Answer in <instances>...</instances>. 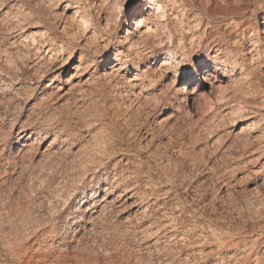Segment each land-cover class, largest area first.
<instances>
[{
    "label": "rangeland",
    "instance_id": "rangeland-1",
    "mask_svg": "<svg viewBox=\"0 0 264 264\" xmlns=\"http://www.w3.org/2000/svg\"><path fill=\"white\" fill-rule=\"evenodd\" d=\"M77 1L95 13H116L110 3L98 8L97 1ZM124 1L119 0L120 23L112 38L123 32L131 9ZM142 1L132 3L138 9ZM1 2L0 65L14 74V81L0 82L1 257L8 254V241L33 259L47 253L49 264H264V138L244 144L237 133L252 109L263 119L253 130L264 129V62L251 67L255 81L248 95L257 104L235 123L213 118V112L190 118L169 103L138 104L106 85L75 88L57 98L44 94L55 62L38 69L39 76L46 69L38 83L37 72L25 63L34 57L24 35L35 14L43 16L39 2ZM184 2L212 34L241 31L226 25L222 10L210 2ZM263 14L251 6L235 17L241 28H261ZM58 31L50 28L60 36ZM201 41L190 49L192 61L215 43ZM99 47L88 55L99 60ZM85 140L83 152L79 146ZM93 143L106 145L101 154L109 163L97 166Z\"/></svg>",
    "mask_w": 264,
    "mask_h": 264
},
{
    "label": "bare ground",
    "instance_id": "bare-ground-1",
    "mask_svg": "<svg viewBox=\"0 0 264 264\" xmlns=\"http://www.w3.org/2000/svg\"><path fill=\"white\" fill-rule=\"evenodd\" d=\"M96 1L98 8L110 3L116 13H95V9L90 11L77 0H36V6L39 5V9L44 12L43 16L35 14L32 25L24 35L25 41L29 38L30 52L34 55L33 59L25 63L31 72L38 74V69L44 70L49 61L55 62L50 68L52 76L49 75V82L44 85V94L64 99L65 93L72 89L78 88L77 90L84 92L90 85L93 89L106 85L116 94L125 92L132 95L138 104L146 101H153L154 106L169 103L173 109L183 108V115L185 113L190 118L198 113L207 115L213 112V118H217V115L220 118L227 117L233 123L242 117V111L248 106H256L255 97L248 95V91L255 81L251 67L264 62V21L261 28L255 25L241 28L235 14L245 12L251 6L264 10V0H206L222 10L220 18L226 21V25L234 30L241 29L239 34L234 36L230 33H221V36L212 34L203 25L199 13L191 11L184 0H143L138 9L132 0H125L123 5L131 9L122 22L123 32L116 34L114 38L112 35L116 33L120 23L119 0L91 2L94 4ZM1 3L0 0V6ZM58 19L60 22L57 24ZM9 27L12 28V25ZM51 27L59 29L60 36L52 34ZM11 28L9 30L13 29ZM202 39H213L215 43L207 47L205 55H199L197 60L192 61L190 49L193 46H201ZM99 46L103 47L99 60L88 55L92 47L94 49L91 53L94 54ZM75 53L78 56L74 63L72 60L76 57ZM10 70L0 65V82L3 85L14 81V74ZM45 71H42L40 76L38 74L37 83L42 80ZM62 77L65 78L61 80ZM37 83L32 84L33 88ZM97 99L92 98V102ZM256 115L257 110L252 109L247 119L239 125L237 133L245 138L244 144H260L264 138V129L256 130L259 133L253 130L257 123L263 120L257 119ZM31 138L30 134L25 141L29 142ZM88 142L85 140L79 149L84 152ZM105 149L106 145L101 143H93L90 146V150H96L100 155L97 166L105 165L111 160L109 157L102 158L101 153ZM251 151L257 155L259 147L252 148ZM89 155L91 157L93 154L90 152ZM6 243L8 254L0 256V264L50 263L47 253L33 259L29 257L26 249L15 248L8 241Z\"/></svg>",
    "mask_w": 264,
    "mask_h": 264
}]
</instances>
